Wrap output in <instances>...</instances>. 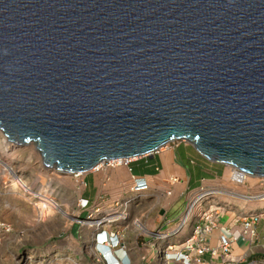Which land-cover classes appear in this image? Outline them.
<instances>
[{"label": "water", "instance_id": "obj_1", "mask_svg": "<svg viewBox=\"0 0 264 264\" xmlns=\"http://www.w3.org/2000/svg\"><path fill=\"white\" fill-rule=\"evenodd\" d=\"M0 132L65 174L186 141L264 177V0H0Z\"/></svg>", "mask_w": 264, "mask_h": 264}, {"label": "rangeland", "instance_id": "obj_2", "mask_svg": "<svg viewBox=\"0 0 264 264\" xmlns=\"http://www.w3.org/2000/svg\"><path fill=\"white\" fill-rule=\"evenodd\" d=\"M1 140H4L3 134H0V142ZM0 147V264H66L65 260L61 259H65V255L70 252L71 247H74L71 245L70 235L71 230L80 220L77 212L82 205L83 175L78 177V174L60 173L55 168L47 167L41 159V153L33 146L25 148L13 146L7 149L5 144L0 143ZM194 155L192 156L193 161H198L199 158ZM8 156H12L15 160L11 161L7 158ZM150 162V165L146 162L133 164L134 173L143 174L151 179L157 176L158 180L165 177L162 159L156 156ZM152 162L154 166L150 167ZM115 166L111 165V162H106L102 170L106 171V169ZM156 166L161 168L157 174L153 170ZM191 167L190 169H193V166ZM227 169L229 179H233L230 173L232 167L228 166ZM122 174L125 176L124 172ZM19 176L28 186L26 189L32 188L37 193L44 191L45 195L58 205L55 207L57 210L44 209L37 200L38 198L31 197L30 193L22 186H16L14 183ZM89 182L88 179L87 183ZM257 183L248 179V182L244 184L246 193H260L259 187L256 188L257 191L252 190L251 185L255 186ZM193 190L194 193L191 195L197 192L196 189ZM130 202L132 201L128 200L123 205H116L115 208L105 213H101L98 208H95L94 216L86 222L87 226L94 222V229L99 233L103 232V229L112 233L109 223L114 222L113 227L120 228L117 237L122 248L118 252H122L123 255L128 252L126 244L129 233L134 234L135 239L141 243V240L149 237L151 232L143 222L144 212L141 211L140 215L136 214L135 217L133 214L130 215ZM260 203H264V201L248 204L234 201L232 205L241 209L248 206L249 210L257 211ZM46 204L49 206V203ZM185 209L186 206L173 216L179 218ZM235 213L237 220L240 221L238 212ZM105 215L108 216L107 220L100 222L98 219ZM187 231L188 228L184 229L182 233L185 234ZM83 240L78 241L82 242ZM91 242H95V239ZM145 245L149 244L145 243ZM83 249L86 254L92 257L94 264H100V260L93 254V248L84 245ZM68 264L71 263L68 262Z\"/></svg>", "mask_w": 264, "mask_h": 264}, {"label": "crops", "instance_id": "obj_3", "mask_svg": "<svg viewBox=\"0 0 264 264\" xmlns=\"http://www.w3.org/2000/svg\"><path fill=\"white\" fill-rule=\"evenodd\" d=\"M194 154L199 158L198 161H193L192 156ZM156 156L162 159L165 177L158 180L157 176L151 179L143 174L134 173L133 164L146 162V164L150 165V161L154 160ZM192 161L193 163H191ZM122 162L121 165L106 169V171L100 168L96 171H88L82 176L84 180V186L81 190L82 205L78 208L79 211L77 212L80 219L91 213L94 214L93 210L95 208L105 213L115 208L116 205H123L124 202L131 200L132 202L129 206L130 215L133 214L135 217L136 214L140 215L141 211L144 212L143 222L149 231H152L161 227L167 220L175 218L173 215L180 212L187 205V201L193 196L191 195L194 193L193 189L198 191L202 186H205L230 189L239 193L247 192L245 185L229 179L227 165L210 161L199 154L186 141H175L154 154L140 157L134 161ZM152 166H154V163L150 167ZM191 166H193V169H190ZM153 170L157 174L161 168L156 166ZM123 172L125 176L122 174ZM88 179L90 180L89 183H87ZM135 180H140L147 184L148 189L137 193L134 192L132 188L134 187ZM251 186L253 191H257L256 185ZM223 202H228L227 204L232 205V201L223 200ZM84 204L86 205L84 206ZM258 208L257 211H264V203H261ZM244 209L236 207L232 211L223 212L218 226L220 228L233 227L235 222H238L235 212L244 211ZM112 229H115V227H112ZM236 230H240V226L234 227L233 231ZM94 232L95 230L90 227L81 229L78 224H75L70 235V238H72L70 240L72 241L71 245L74 247H71L72 249L65 255V259L61 260H65L66 264L68 262L71 264H94L92 257L84 252L83 248L85 245V247L90 246V248L94 249L93 254L95 258L100 260V264H105L96 249V245L91 242L95 238ZM257 232L259 236L264 237V218L258 225ZM219 234L220 229L213 231L209 236L207 244L214 247L218 242ZM81 239L85 240L79 242ZM143 240L149 241V237L142 239L141 243ZM139 244L140 242L135 239V235L129 233L126 245L128 250L127 256L130 257L128 259L131 264H142L138 253H144V250L147 252L148 249L146 250L144 246L149 248V245L143 243V251H141V248L138 246ZM232 255L235 257L249 255L252 259L264 258V245L261 243L252 244L249 239H242L233 244ZM218 263L217 259L213 261L209 254L201 257L200 263L195 262V264Z\"/></svg>", "mask_w": 264, "mask_h": 264}, {"label": "built area", "instance_id": "obj_4", "mask_svg": "<svg viewBox=\"0 0 264 264\" xmlns=\"http://www.w3.org/2000/svg\"><path fill=\"white\" fill-rule=\"evenodd\" d=\"M232 178L235 182L246 184L249 177L238 170L235 167L231 169ZM253 179L258 182L255 187L260 188V193L249 194V193H239L230 189L219 188V187H205L202 186L188 201L186 205L185 212L176 219L175 227L169 232L151 231L149 237L154 241L152 244L156 251V254H160L161 249L159 246L162 244H167L165 250V260L166 264H195V262L200 263L201 257L209 254L213 261L217 259L218 264H264V258L252 259L249 255H243L240 257H235L232 255V246L235 242L239 240L249 239L252 244L261 243L264 245V237L259 236L257 232V227L261 220L264 218V212H250L245 216V212L238 211V216L241 218L240 221L235 222L233 227H222L218 226L219 220L223 212L232 211L236 209L234 205L227 204L228 202H223V200L229 201H240L242 203H259L264 201V177H253ZM25 183H20L23 187ZM148 189L147 184L140 180H135L134 187L132 190L134 192H141ZM52 201V207L58 206L55 201ZM51 206V205H50ZM94 214L86 219H80L77 223L81 227L95 228V223L92 222L90 226H87V220H90ZM98 217V215H97ZM96 217V218H97ZM108 216L105 215L98 219L100 222L102 220H107ZM110 227L114 226V222H110ZM240 226V230H234V227ZM117 231H112L109 233L107 230L103 229V232L94 233L96 236L95 240L98 241L100 245H110L106 239L107 234L111 236V241H115L112 245L115 247L120 244V250L122 244L117 237L120 228L115 227ZM188 228L193 230V236L188 238L181 244H175L173 240L178 237L179 233H182L184 229ZM220 229L219 239L214 247L207 244L210 234ZM95 243V242H93ZM123 264V263H119Z\"/></svg>", "mask_w": 264, "mask_h": 264}, {"label": "trees", "instance_id": "obj_5", "mask_svg": "<svg viewBox=\"0 0 264 264\" xmlns=\"http://www.w3.org/2000/svg\"><path fill=\"white\" fill-rule=\"evenodd\" d=\"M261 205V203H260ZM103 210V209H101ZM243 212H247V213H250V212H264L263 210H259V211H252V210H249L247 207L244 209ZM101 213H103V211H101ZM93 214V213H91ZM91 214L85 216L84 218H82V220H86L88 219ZM177 218H173L171 220H167L165 222V224H163L161 227L157 228V229H154L152 231H160V232H169L171 231L174 227H175V221H176ZM79 228L83 229V228H89V227H81L79 226ZM112 231H117V229H111ZM178 237H176L173 242L175 244H181L183 243L184 241H186L188 238L192 237L193 236V230L192 229H189L187 231V233L183 234V233H179V235H177ZM184 237V238H183ZM109 240L111 241V239L109 238ZM113 244H115V241H111ZM143 243H148L149 244V249L146 247V249H148L147 252H145V250L143 251ZM154 243L153 240L149 239V241L147 240H143L142 243H140L138 246L139 248H141V251H143L144 253H138L139 254V258L141 257V263L142 264H166V260H165V250L167 248V244H162L161 246H159V248L161 249L160 251V254H156V249L155 247L152 245ZM114 248H120V244H117ZM145 248V247H144ZM97 249L102 252L104 250L103 247L101 246H98ZM126 258V257H125ZM130 257L128 256L124 261H123V264H131L130 263ZM121 258L119 257V260ZM257 259V258H255ZM118 259L114 258L113 255H111V257L109 258L108 260V263L110 264H119L118 263Z\"/></svg>", "mask_w": 264, "mask_h": 264}, {"label": "bare ground", "instance_id": "obj_6", "mask_svg": "<svg viewBox=\"0 0 264 264\" xmlns=\"http://www.w3.org/2000/svg\"><path fill=\"white\" fill-rule=\"evenodd\" d=\"M0 134H2V132L0 133ZM3 138H4V140H1V142L0 143H3V144H5L6 146H7V149L8 148H11V147H19V148H25V147H31V146H33V147H35L36 148V146H35V144L34 143H26L25 145H23V146H16L15 144H13V143H10V142H8V140H7V138L3 135ZM168 144H170V143H167V144H165L164 146H162V147H160L157 151H160L161 149H164L165 147H167V145ZM0 149H1V147H0ZM37 150V149H36ZM156 151V152H157ZM8 153V152H7ZM155 153V152H154ZM153 153V154H154ZM7 158H9L11 161H14L15 160V158H13L12 156H8ZM140 157H135V158H132V159H129L128 161H134V160H136V159H139ZM41 159H43L44 160V157L42 158L41 157ZM42 160V161H43ZM123 160H116V161H109V162H111V165H120V164H122L123 162H122ZM44 162V161H43ZM113 162V163H112ZM41 164V163H40ZM45 164V163H44ZM105 164V162L103 163H99L98 165H96V167L95 168H93L91 171H96V170H98V169H100V168H102L103 167V165ZM49 167V166H48ZM49 168H55V170H56V167L54 166V167H49ZM61 173V172H60ZM73 174V173H72ZM75 174H78L77 176L78 177H80V176H82V175H84L85 173H81V172H77V173H75ZM88 174V173H87ZM10 175V174H9ZM12 175V174H11ZM251 175H249V177H250ZM46 178V177H45ZM82 181V180H81ZM84 181V180H83ZM249 181H255L252 177L251 178H249ZM22 182H24L21 178H20V176L19 177H17V179L15 180V185L16 186H20V183H22ZM46 185V184H45ZM28 186L27 185H23V189L24 190H27L29 193H30V195H31V197H35V198H38L37 200L41 203V205H43V208L44 209H49L50 211L51 210H57V209H55V208H51L52 207V201H50V200H48V197H47V195H45V193H44V191H39V193H37L36 191H33L32 190V188H28V189H26ZM41 188V187H40ZM49 194V193H48ZM46 203H49V206L46 204ZM131 203V202H130ZM51 205V206H50ZM56 207H58V206H56ZM48 210V212L50 213V211ZM234 210V209H233ZM44 212V211H43ZM53 212V211H52ZM246 215H248V213L246 212V214H245V216ZM44 216H45V214H44ZM87 222V221H86ZM95 238H96V236H95ZM94 238V239H95Z\"/></svg>", "mask_w": 264, "mask_h": 264}, {"label": "clouds", "instance_id": "obj_7", "mask_svg": "<svg viewBox=\"0 0 264 264\" xmlns=\"http://www.w3.org/2000/svg\"><path fill=\"white\" fill-rule=\"evenodd\" d=\"M227 166H229V165H227ZM229 167H232V166H229ZM252 178H253V176H252ZM91 229H93V228H91ZM94 233H96V231ZM109 238L111 239V236L107 234L106 241L110 245H112V242L109 240ZM93 244L96 245V249H97L98 246H101V247L104 248V250L102 252H100L98 249L97 250L100 253V256L103 259V261H104L105 264H110V263H108V260L111 257V255H113L114 258L118 259V261H119L118 263H120V262L123 263V261L125 260V257L126 258L128 257L127 254L126 255H123L122 252H118L120 250L119 248H114L113 246H110V245H103L102 246V245H100L98 243L97 240H95V243H93ZM119 257L121 258L120 260H119Z\"/></svg>", "mask_w": 264, "mask_h": 264}]
</instances>
